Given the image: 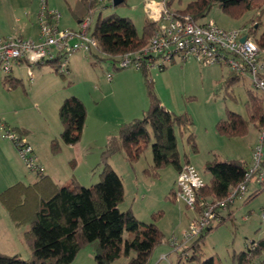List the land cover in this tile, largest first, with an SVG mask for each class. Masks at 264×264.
Returning a JSON list of instances; mask_svg holds the SVG:
<instances>
[{
	"label": "rangeland",
	"instance_id": "1",
	"mask_svg": "<svg viewBox=\"0 0 264 264\" xmlns=\"http://www.w3.org/2000/svg\"><path fill=\"white\" fill-rule=\"evenodd\" d=\"M45 1L48 8L60 14L59 29L75 30L76 17L88 13V4L92 0ZM159 1L162 0H124L120 5L113 6L110 0H95L91 6L95 9L93 20L110 15L128 18L138 35H142L144 22L149 19L147 6ZM193 1L165 0L172 12L184 10ZM251 1L252 8L237 17L230 16L215 4L203 21H213L225 30H240L242 36L257 40L264 32V0ZM40 8V0H0V36L34 38L30 33H38L39 27L30 23L29 19L32 13L38 15ZM256 24L258 26L254 28ZM65 59L68 73L58 69ZM31 69L32 80L24 67L12 70L15 76L22 78L15 91L19 98H12L10 102L7 100L8 93L0 88V103L10 102L8 104L15 105L16 109L28 107L24 113H16L17 119L29 125L39 140L40 151L44 150V154L52 156L51 168L48 169L54 175L58 174L59 186L76 181L82 187H89L99 181L102 168L100 155L107 138L116 134L121 124L140 118L148 108L149 81L161 106L175 115L184 114L191 120L192 126L175 128L176 148L180 162L188 161L205 182L210 181V175L204 170L207 161H240L246 167L252 166L258 145L262 148L264 171V138L261 140L260 133L249 122L247 111L249 95L262 100L263 97L250 87L246 78L231 82L233 74L224 67H204L193 58L186 61L176 58L165 69H148L145 78L141 70L117 68L112 59H106L102 54L96 56L95 51L85 53L77 50L57 61L35 65ZM108 75H111L110 80ZM1 76L4 74L0 71ZM69 96L80 99L86 109L81 138L73 146L63 144L59 136L62 126L58 109ZM227 112L239 114L247 122V131L243 136L227 137L217 132L216 125L226 119ZM44 133L55 135L51 140H56L58 152L51 150L49 140L43 144L40 134L43 137ZM189 135L193 137L195 150L187 142ZM109 161L122 180L123 202L119 210H131L138 221L155 224L164 236L163 241L153 249L148 264H200L208 258H213L214 264H234L233 253L245 250L250 242L264 237V185L260 186L252 179L244 196L231 204L232 217L206 234L200 242L196 260L188 261L185 257L179 260L180 251H173L170 240L181 237L196 212L170 198L177 174L175 169L166 166L154 174L150 144L135 163L127 162L123 153L114 154ZM74 168L76 179L71 175ZM31 194L32 191L23 195V209L27 212L30 211L28 197ZM92 248L91 245L82 247L71 264H94ZM162 254L167 255L168 261H158ZM262 260L261 255L254 264ZM126 262L122 257L114 264Z\"/></svg>",
	"mask_w": 264,
	"mask_h": 264
},
{
	"label": "trees",
	"instance_id": "2",
	"mask_svg": "<svg viewBox=\"0 0 264 264\" xmlns=\"http://www.w3.org/2000/svg\"><path fill=\"white\" fill-rule=\"evenodd\" d=\"M94 3L95 0H92L88 4V13L81 20L88 15L92 16L89 31L97 42V49L92 52L95 51L96 56L102 54L106 59H112L114 66L121 55L138 51L146 46L157 28L155 22L146 18L142 35H138L128 18L110 15L94 21L95 9L91 7ZM215 4L232 17H237L243 11L252 8L251 0H195L184 10L176 13L189 15L193 20L202 22ZM46 23H51L49 18L46 19ZM257 24L254 28L258 26ZM256 41L264 49V32ZM57 60L55 58L48 62ZM141 72L146 78L148 70L142 69ZM238 79L233 74L230 81L235 82ZM3 83L8 88H15L21 82H15L10 75H5ZM148 84L149 106L142 116L121 124L116 134L107 138L100 155L102 168L100 179L96 184L82 187L72 181L59 186L43 172L37 175L36 183L31 186L32 194L28 197L31 201L29 212L22 209L25 207L23 197L22 202L9 201L7 198L6 206L12 218L17 224L27 222L22 240L29 249L30 257L22 259L17 255L0 254V264H71L78 251L86 245L93 247L94 264H114L122 257L127 260L124 264L149 263L153 249L163 241L164 236L155 224L138 221L131 210H119L123 202V185L108 164V160L116 153H123L127 162L135 163L150 144L153 173L166 166H172L177 173L184 164L190 163L180 162L174 131L176 127L182 129L185 126H192V122L186 115H175L161 106L151 90L150 81ZM247 111L249 122L260 133L264 126V98L262 100L249 95ZM85 116V106L77 97L69 96L62 101L58 109V117L62 126L59 136L63 144L73 146L78 143ZM9 129L14 131L12 128ZM216 130L227 137L243 136L247 131V122L239 114L227 112L226 119L217 123ZM187 142L195 150L192 135L188 136ZM51 150L59 151L56 140L51 141ZM249 168L250 166L246 167L240 161H207L204 170L210 175V181L208 183L204 181L205 185L199 190V196L216 201L224 199L244 180ZM260 169L263 171L261 162ZM258 183L263 186L264 177L263 181ZM8 192L9 190H6L1 194L0 198L3 202ZM173 192L172 190L170 198L176 201ZM16 193L21 192L16 191ZM230 205L227 204V208ZM20 212L22 220L17 218L21 215ZM226 219L223 217L220 224L207 228L186 249L184 248L189 251L185 257L188 261L196 260L200 242L206 234L223 224ZM261 255L263 260L259 264H264V237L256 242H250L245 250L233 253L232 261L234 264H254L255 259ZM181 258L180 251L179 260ZM200 264H214V261L213 258H208Z\"/></svg>",
	"mask_w": 264,
	"mask_h": 264
},
{
	"label": "built area",
	"instance_id": "3",
	"mask_svg": "<svg viewBox=\"0 0 264 264\" xmlns=\"http://www.w3.org/2000/svg\"><path fill=\"white\" fill-rule=\"evenodd\" d=\"M40 2L37 40L17 36L0 38V71L4 75H10L14 67H25L29 79L32 80L31 68L35 65L59 59L77 50L90 53L97 49V42L89 31L91 15L81 20L75 30L59 29L57 24L60 14L48 10L45 0ZM147 11L149 20L157 24L156 30L146 46L121 55L116 62L117 68L148 70L156 67L162 70L176 58L180 61L193 58L204 67L221 66L239 79H248L250 87L264 98V49L251 36H245L241 42L243 36L240 30H225L213 21H195L189 15L172 12L167 8L165 0L148 4ZM48 18L50 24L46 23ZM59 68L68 73L67 59L60 63ZM110 77L111 75L107 76L108 80ZM0 131L5 139L13 143L28 171L36 175L44 172L32 146L24 137L7 128L1 121ZM260 135L262 140L264 126ZM253 156L254 164L246 172L244 180L227 197L217 201L199 196L198 192L205 182L192 165L184 164L180 168L174 181V197L186 208L194 210L196 216L188 223L180 238L173 237L170 240L173 251H181L182 257H186L189 253L185 250L186 247L207 228L223 221L220 213L227 208V204H232L235 199L244 196L247 183L251 179L256 182L263 181L264 172L259 170L261 146H256ZM167 258V255L162 254L159 260L168 261Z\"/></svg>",
	"mask_w": 264,
	"mask_h": 264
},
{
	"label": "crops",
	"instance_id": "4",
	"mask_svg": "<svg viewBox=\"0 0 264 264\" xmlns=\"http://www.w3.org/2000/svg\"><path fill=\"white\" fill-rule=\"evenodd\" d=\"M46 8L48 10H52L47 7V4H46ZM82 17H83L82 14L76 17L77 26L79 22L81 21ZM37 18H38V15L36 13H32L29 20H30V23L32 24L35 23V25L37 24V28H38ZM37 32L38 33L36 34H34L33 32L30 33L31 36H34V38H31L29 34L27 33V29H26V33L29 36L28 39H31V40L38 39L39 30H37ZM9 36H12V35H1L0 38L9 37ZM20 68L22 67H14L13 70L20 69ZM11 73L12 74H10V78L13 81L15 82L19 81L22 83V78L15 76V74H13V71ZM31 73H32V69H31ZM4 77L5 75L0 77V88L4 92L6 91L5 93H8L9 96L7 100H10V102H12V98L14 100L16 98H19L15 94L17 86L15 88H8L7 86H5V84L3 83ZM32 77H33V73H32ZM10 102L0 103V121L5 126L14 129L15 132L24 136L26 141L32 146L34 153L38 158V162L44 168V174L47 177H49V179H51L53 183L57 184L59 180L58 174L56 173V175H54V173L48 169V168H51L49 163L52 159V156H50L49 153L44 154V150L40 151L39 140L37 139V137L33 135L29 125L26 122L19 121L17 119L18 117L16 116V113H21V112L24 113L28 107L23 106L20 109H16L15 107H13L15 105L8 104ZM6 104H8V107L6 106ZM54 136L48 133H44L42 137V134H40V138L43 144L46 143V140H49L51 142L52 141L51 139L55 138ZM111 157L109 160H111ZM109 160H108V164L111 167ZM78 161L80 162V160ZM72 167L73 166H71V168ZM75 168L71 169V172H72L71 175L73 178L76 179L75 173H74ZM36 181H37V175L33 174L32 172L28 171L25 168L24 164L19 158V155L13 143L9 141L8 139H5L2 136V132L0 131V196L6 190H9V192L6 195L7 197L5 199V202H3L0 198V254L8 255V256L17 255V256H20L22 259H28L30 257L29 249L27 248V246L22 240V234L27 228V224H26L27 222L25 221L23 224L22 223L17 224V222L12 218L11 213L9 212L6 205H7L8 199L9 201H13V202H15V200L17 201L20 200V202H22L21 200H22L23 195L25 193L31 192V186L35 184ZM16 191L18 192L20 191L21 193L17 194ZM230 206L226 208L224 211H222L220 215L225 218L232 217L233 212L230 209ZM20 214L21 215H19L17 218L22 220V213L20 212Z\"/></svg>",
	"mask_w": 264,
	"mask_h": 264
},
{
	"label": "water",
	"instance_id": "5",
	"mask_svg": "<svg viewBox=\"0 0 264 264\" xmlns=\"http://www.w3.org/2000/svg\"><path fill=\"white\" fill-rule=\"evenodd\" d=\"M113 6L120 5L124 0H110ZM245 39V36H243L240 41L243 42Z\"/></svg>",
	"mask_w": 264,
	"mask_h": 264
}]
</instances>
